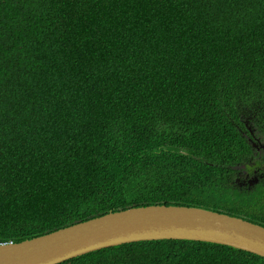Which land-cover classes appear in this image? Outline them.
Listing matches in <instances>:
<instances>
[{"label":"trees","instance_id":"16d2710c","mask_svg":"<svg viewBox=\"0 0 264 264\" xmlns=\"http://www.w3.org/2000/svg\"><path fill=\"white\" fill-rule=\"evenodd\" d=\"M246 152L263 162L264 0H0V242L204 192L264 225V171L231 183ZM56 264L264 256L162 239Z\"/></svg>","mask_w":264,"mask_h":264},{"label":"water","instance_id":"95a60500","mask_svg":"<svg viewBox=\"0 0 264 264\" xmlns=\"http://www.w3.org/2000/svg\"><path fill=\"white\" fill-rule=\"evenodd\" d=\"M157 239L216 242L264 256V225L202 206L150 204L110 211L17 243L0 264H56L104 247Z\"/></svg>","mask_w":264,"mask_h":264},{"label":"clouds","instance_id":"9594fccd","mask_svg":"<svg viewBox=\"0 0 264 264\" xmlns=\"http://www.w3.org/2000/svg\"><path fill=\"white\" fill-rule=\"evenodd\" d=\"M253 145L255 148L258 147V144L256 142H254ZM261 146L263 147V145H261ZM246 155H247V152L244 155H242L240 158L233 159L231 162L235 166V168L233 169V171L231 173V176L235 175V178H234V180L231 181V183L234 184L235 182H237V185H235V186H238V188H241V186L243 184H245L246 182L249 185H253V184L257 183L259 181V177H260L261 173L264 171V159H263L262 163H255V161L257 160L255 155L250 156L247 160L245 159ZM198 178H199V175H198ZM216 201L219 202L220 200L216 199ZM176 202L177 201H172L170 204H167V205H179V206L185 205L183 203L177 204ZM220 202H223V201H220ZM162 204H164V203H162ZM187 206H196V205H187ZM208 209H212V208H208ZM212 210H216V209H212ZM234 216H236V215H234ZM239 217H241V216H239ZM24 240H22V241H24ZM157 240H162V239H157ZM174 240H191V239H174ZM22 241H19V242H22ZM197 241H201V240H197ZM0 243H4V242H0ZM6 243H17V242H14L11 240L10 242H6ZM235 248H238V247H235Z\"/></svg>","mask_w":264,"mask_h":264},{"label":"rangeland","instance_id":"374dc122","mask_svg":"<svg viewBox=\"0 0 264 264\" xmlns=\"http://www.w3.org/2000/svg\"><path fill=\"white\" fill-rule=\"evenodd\" d=\"M39 185H41V186L45 185L41 178L39 179ZM203 202H205V205H196V206H202V207L209 208L208 205H211V204H213L214 202H217V201H216V198H214L212 195H209L206 192H204ZM243 216H245V215H241V217H243Z\"/></svg>","mask_w":264,"mask_h":264},{"label":"bare ground","instance_id":"6f19581e","mask_svg":"<svg viewBox=\"0 0 264 264\" xmlns=\"http://www.w3.org/2000/svg\"><path fill=\"white\" fill-rule=\"evenodd\" d=\"M202 241V240H201ZM214 243H216V242H214ZM221 244V243H220ZM224 245H226V244H224ZM231 246V245H230ZM239 249H241V248H239ZM243 250H245V249H243ZM248 251V250H247ZM251 252V251H250ZM254 253V252H253ZM257 254V253H256ZM260 255V254H259ZM261 256H263V255H261Z\"/></svg>","mask_w":264,"mask_h":264}]
</instances>
